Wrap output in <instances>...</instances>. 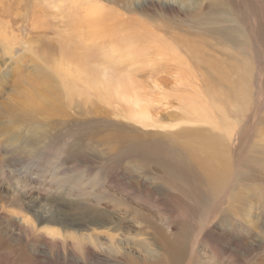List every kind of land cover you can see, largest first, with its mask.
Here are the masks:
<instances>
[{"label": "rangeland", "instance_id": "374dc122", "mask_svg": "<svg viewBox=\"0 0 264 264\" xmlns=\"http://www.w3.org/2000/svg\"><path fill=\"white\" fill-rule=\"evenodd\" d=\"M90 3L108 19L77 39L69 4L0 0V264H87L72 236L109 264H168L160 234L181 264H264V0ZM110 29L148 40L144 59L112 70ZM173 159L187 170L168 183Z\"/></svg>", "mask_w": 264, "mask_h": 264}, {"label": "bare ground", "instance_id": "6f19581e", "mask_svg": "<svg viewBox=\"0 0 264 264\" xmlns=\"http://www.w3.org/2000/svg\"><path fill=\"white\" fill-rule=\"evenodd\" d=\"M61 2L70 5V8H68V10L71 9L70 12H72V14H70V17L73 18V21H71L72 22L71 26L73 27L72 29H73L74 35H75V37H77V39L80 37H83L87 32H89V27H91L95 33H101L98 30V27L102 24V20L104 18V15H105V18L108 19V16L105 14V9H103L101 6L91 4L90 0H61ZM73 23H74V25H73ZM108 33L113 40H116L120 44L125 45L124 50H122V51L121 50H118V51L113 50L111 52V55L113 57H115L114 60L111 61V65H113L112 70L114 69L115 63H118L124 59H127L128 61H130L131 63L128 62L130 65H134L133 63L136 62L138 59H140V60L144 59L141 56L143 53L141 51L137 50V45H136V44L140 43L142 41V39L133 38L129 34L122 33L119 30L110 29L108 31ZM230 33H231V31H227L225 38H228ZM2 40H3V43H5V45L7 46L8 39L4 38ZM141 43H149V41L144 40ZM84 48H88V46H86ZM106 73H107V71L105 72V74ZM105 74H99L98 78L93 80V86L97 87L99 90L104 92V94L106 96H108L110 94H115V96L119 100L126 102L124 95L127 93V90H125V89L123 90L121 84L117 80H115L111 77H108ZM240 82H242V81H240ZM112 97H113V95H112ZM29 102H30L29 100H25L24 105L27 106V103L29 104ZM135 103H137V102L136 101L134 102L132 99V104H135ZM147 111H148V109L143 105V106H141V108L136 109L134 112V115L131 114V117L134 120V116H135V119L137 121H141L145 118V112H147ZM10 135H12L9 139V141L11 143L14 140H18L17 136L19 134L15 133V134H10ZM22 135H23L22 137H25V144L26 145H29V144L32 145L31 138H33L32 137L33 135L30 133H26V132H24V134H22ZM19 149L21 150V147ZM23 150H21V151H23ZM145 150L146 149L143 147V151H145ZM137 151L139 154H141V149L139 147L137 148ZM166 162H167V160H166ZM186 170H187V168L185 167L184 164H182L178 160L173 159V163L168 161L167 168H164L161 171L162 172V178L164 181L171 183L173 181L174 174L178 175V176H182L186 172ZM183 177H185V176H183ZM209 180L214 182L212 178H209ZM215 185L217 187H219L222 191L225 192L226 188H225L224 184L215 183ZM196 194L198 197H201L200 194H198V193H196ZM219 212L221 214V222L222 223H226L228 225L235 226V223H233L234 221H233V219H231V217H232V215H236L239 212L238 210L227 208L225 211L221 209ZM89 213H90V211H87L86 215H88ZM104 214H105V212H104ZM123 221H125V220H123ZM123 225H124V223H123ZM236 225H238L237 222H236ZM159 232L160 231H158V233ZM245 233H247V232H245ZM112 236H114V235H112ZM114 237H116V236H114ZM160 237H161V244L163 247L162 249H164V251L166 253V263H168V264H181L180 262L182 261L181 257L183 254L180 250L179 239L178 238H173V239L171 238V240H170V239L165 238V237H167L166 235L164 237V236H162V234H160ZM72 238L75 241V250L74 251H75L76 255L72 254L73 256L72 257L69 256L68 259L74 263L81 260V261H85V263H87V264H109V258L110 257L113 258L112 257L113 255L111 252H114L115 254H119V252L113 251L111 249H101L100 253H98L99 256L101 257L100 258L91 251L90 247H87L84 245L85 240H88L89 244L90 243L93 244V241L99 243V239H97V238L94 239L92 236H88L86 238H85V236H72ZM108 238H109V243L112 244L114 241V238L113 237H108ZM45 240H48V239H45ZM55 241H57V240H55ZM10 243H11V241H10ZM22 244H23V242H22ZM244 245H246V244H244ZM96 246L100 247L99 245H97L95 243V247ZM59 248L60 247H58V249ZM16 253H18V252H16ZM24 254L25 253H23L22 256ZM20 255H21V252H20ZM76 258H79V259H76ZM120 260L125 262V263H130V260L126 254L122 255L120 257ZM156 262L157 263H147L144 261L143 262L140 261L139 264H160L161 263L160 261H156Z\"/></svg>", "mask_w": 264, "mask_h": 264}]
</instances>
